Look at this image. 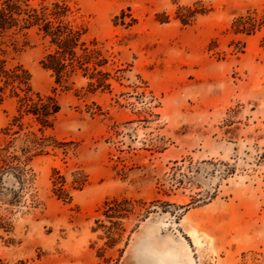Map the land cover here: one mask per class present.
I'll return each mask as SVG.
<instances>
[{
	"label": "rangeland",
	"instance_id": "374dc122",
	"mask_svg": "<svg viewBox=\"0 0 264 264\" xmlns=\"http://www.w3.org/2000/svg\"><path fill=\"white\" fill-rule=\"evenodd\" d=\"M54 2L106 62L57 83L50 37H5L61 111L42 131L0 95V264H264V0Z\"/></svg>",
	"mask_w": 264,
	"mask_h": 264
},
{
	"label": "trees",
	"instance_id": "16d2710c",
	"mask_svg": "<svg viewBox=\"0 0 264 264\" xmlns=\"http://www.w3.org/2000/svg\"><path fill=\"white\" fill-rule=\"evenodd\" d=\"M70 11V7L66 3L60 2H54L53 6L37 7L33 5L32 0H0V95L2 96L9 88L11 96L18 97L19 115L14 118L17 124H20L25 115H33L42 124L40 128L42 131L53 127L61 111V105L56 96L42 94L33 89L31 73L23 64L9 65L4 56L6 50L3 49V45L6 44L5 37L11 31L20 33L37 27L44 37H50L55 49L45 56L42 64L44 68L53 71L57 83L67 80L79 69L85 73L91 69L97 71L98 66L104 65L106 62L105 59L100 58L102 55L100 50L90 49L82 39L87 33V29L65 21V17ZM183 21L185 22V19ZM236 22L239 31H250L257 24V21L250 16L241 17ZM16 42V40L13 41V44L15 45ZM101 72L98 70V73ZM29 137L32 138L31 142L35 145H44L46 141H49V137L37 136L33 132ZM55 171L57 178L54 182L57 196L71 199L65 177L60 175L58 170ZM80 182L74 181L78 184ZM125 201L114 199L107 203L109 206L111 203L115 205L114 207L110 206V210L113 211L112 216H123L122 212L126 209L122 205Z\"/></svg>",
	"mask_w": 264,
	"mask_h": 264
}]
</instances>
